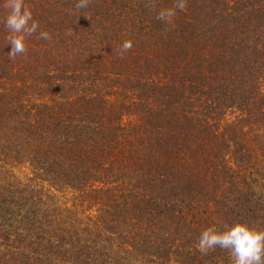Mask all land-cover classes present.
<instances>
[{
    "label": "trees",
    "instance_id": "obj_1",
    "mask_svg": "<svg viewBox=\"0 0 264 264\" xmlns=\"http://www.w3.org/2000/svg\"><path fill=\"white\" fill-rule=\"evenodd\" d=\"M24 2L10 60L0 0V264H233L197 244L264 228V0Z\"/></svg>",
    "mask_w": 264,
    "mask_h": 264
},
{
    "label": "clouds",
    "instance_id": "obj_2",
    "mask_svg": "<svg viewBox=\"0 0 264 264\" xmlns=\"http://www.w3.org/2000/svg\"><path fill=\"white\" fill-rule=\"evenodd\" d=\"M89 2L90 0H77L75 9L87 8ZM2 6L7 12L5 27L10 33L7 38L11 44L8 58L14 60L18 55L26 53L25 41L37 32L39 23L33 19L32 10L24 0H3ZM186 8V0H175L172 7L160 10L156 19L172 23L177 10L185 11ZM38 38L50 40L51 35L47 31H41ZM132 46L131 40L123 41L119 49L120 55L129 52ZM217 247L229 250L233 264H264V228L240 221L226 225L223 231L217 230L214 225L205 228L198 238L197 248L201 254L206 255Z\"/></svg>",
    "mask_w": 264,
    "mask_h": 264
}]
</instances>
